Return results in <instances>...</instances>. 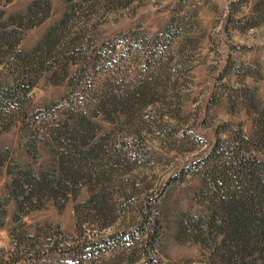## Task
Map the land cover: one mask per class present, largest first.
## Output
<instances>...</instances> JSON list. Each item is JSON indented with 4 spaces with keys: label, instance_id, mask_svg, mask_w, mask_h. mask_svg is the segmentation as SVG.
<instances>
[{
    "label": "rangeland",
    "instance_id": "1",
    "mask_svg": "<svg viewBox=\"0 0 264 264\" xmlns=\"http://www.w3.org/2000/svg\"><path fill=\"white\" fill-rule=\"evenodd\" d=\"M34 1L0 0V32ZM49 5L18 45L31 52L64 19L46 70L0 63L4 84L33 81L0 109V247L24 234L38 237L40 253L66 256L58 264H263L249 250L220 256L231 230L204 165L227 169L232 151L264 164V0ZM80 119L90 126L75 141ZM93 150L108 158L97 162ZM26 173L50 180L56 195L11 193Z\"/></svg>",
    "mask_w": 264,
    "mask_h": 264
},
{
    "label": "trees",
    "instance_id": "2",
    "mask_svg": "<svg viewBox=\"0 0 264 264\" xmlns=\"http://www.w3.org/2000/svg\"><path fill=\"white\" fill-rule=\"evenodd\" d=\"M6 1L10 2L11 0ZM49 7V0H35L24 12L12 16L6 22H13L12 25L15 27H3L0 32V63L3 62L4 64L10 62L16 65L20 64L23 66V69L26 70L27 75V70H29V68H34L36 72L46 70L44 63L49 60L47 55L51 53L49 39L53 32L64 24V19L56 27H53L47 33L43 41L31 52L25 53L18 50V45L21 40L23 26L25 30H27L35 26V24L42 22L43 17L40 15L43 14V12L46 13ZM45 53H47V55ZM32 84L33 81L28 77H24V75L13 77L9 81H6V84L0 79V109L6 108L5 106H7L8 103L11 104L12 101L15 102V98L20 100L25 97L27 91L29 92L32 88ZM145 92L138 89L139 95L143 98L147 97ZM127 100L126 102H132L129 98H127ZM3 119L4 116L0 115V124L3 123ZM89 124V121H85L84 119L76 121V127L73 128V130L76 129L74 131L76 132V136H74L75 141L86 138V135H83V133L88 129L90 126ZM66 151H68V149ZM69 152L71 153L68 155V159L70 160L66 159L65 162L72 161L74 164L75 155L76 153L78 154V151L72 149L69 150ZM79 152L86 153L87 151L79 150ZM93 155L95 156L94 160L97 162L108 158V155H104L103 157L101 151L94 152ZM1 158L2 154L0 153V164ZM228 159L230 165L227 166V169L224 166H219L218 161L215 159L214 161H210V158L209 160L207 159L204 165V176L205 179L208 180L210 187L216 189V191L218 189L223 191L221 193L223 198V207H221L225 218L223 223L224 226H227V228L231 230V251L227 249L225 246L226 240L223 239L222 247H220L222 249L220 256L227 261L231 260V255H234L236 260H238L239 257L242 260L245 257L244 254H246V251L249 250L251 251L250 254L257 253L264 261V164L250 155H241V153L237 151H232ZM225 170L228 172V176L220 180V177L224 176ZM66 177H68V175H66ZM71 178H73V176H71ZM12 180L13 183H15V187L11 193L18 192L23 198H31L30 196L33 194L32 190L38 191V194H43V196L48 191L50 194L56 195V190L49 188L50 180L46 181L45 177L42 175L33 176L26 173L21 177H13ZM96 197H98V195ZM101 198L102 197L99 195L97 199L90 201L91 203L95 201V205L91 208L97 211L98 214L96 217L100 219L104 216L106 217L105 214H108L105 213L104 206L101 208L96 206L97 204L100 206L102 205L103 199ZM18 210L19 212L22 210L20 205H18ZM94 217L95 216L92 215V218ZM214 220H216V215L212 214L211 217H209V222ZM52 248L53 247H47L45 252L40 253L39 250H42V244L39 242L36 235L28 236L24 234H15L11 237L9 250L0 247V264H58L59 261L66 256L58 255L55 248Z\"/></svg>",
    "mask_w": 264,
    "mask_h": 264
}]
</instances>
